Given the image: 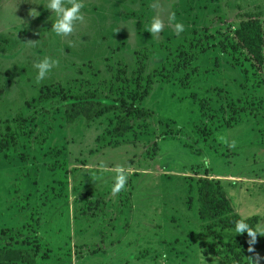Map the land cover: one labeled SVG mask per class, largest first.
I'll use <instances>...</instances> for the list:
<instances>
[{
	"label": "rangeland",
	"instance_id": "rangeland-1",
	"mask_svg": "<svg viewBox=\"0 0 264 264\" xmlns=\"http://www.w3.org/2000/svg\"><path fill=\"white\" fill-rule=\"evenodd\" d=\"M82 2L60 36L49 0H0V127L14 137L0 145V264H225L208 241L243 248L203 235L199 180L264 234V75L235 36L264 0ZM89 91L134 104L133 129L116 134L115 111L69 122Z\"/></svg>",
	"mask_w": 264,
	"mask_h": 264
},
{
	"label": "trees",
	"instance_id": "trees-1",
	"mask_svg": "<svg viewBox=\"0 0 264 264\" xmlns=\"http://www.w3.org/2000/svg\"><path fill=\"white\" fill-rule=\"evenodd\" d=\"M235 36L240 46L254 60L257 70L264 75V17L247 14L239 21ZM3 93L4 88L0 87V97ZM65 111L69 122H73L81 116L92 120L106 112H119L122 117L117 121L114 132L124 135L133 129L131 115L137 111V108L124 99L107 100L103 99L98 91H89L82 93L72 102H68L65 105ZM138 112L145 118L148 116V112L145 110H138ZM5 130L0 127V145L4 143V136H8L11 142L14 140L12 128L7 125ZM199 203L203 235L220 240L227 237L234 238L237 242L235 244H239L243 248V251H237V255L233 256L228 250L214 247L217 244L215 241H208V245L211 246L210 252L215 256H221L225 264H253L257 253L264 251V234L257 227L260 216L252 215L243 218L254 231L262 234H257L255 242L252 243V238L246 232L238 234L234 230L235 222L242 217L235 212L231 200L219 183L210 179H200ZM21 243L30 244V241L23 240ZM36 253L34 252L30 256L34 258ZM22 260H26L25 255Z\"/></svg>",
	"mask_w": 264,
	"mask_h": 264
},
{
	"label": "clouds",
	"instance_id": "clouds-1",
	"mask_svg": "<svg viewBox=\"0 0 264 264\" xmlns=\"http://www.w3.org/2000/svg\"><path fill=\"white\" fill-rule=\"evenodd\" d=\"M66 0H49L48 10L54 12V15L58 17V20L53 24L52 30L60 36H68L74 30V25L78 21L83 20V2L82 0H67L71 6H65ZM163 28L162 22L156 18L153 20L150 32L152 34H158ZM176 31L183 32L184 27L182 24L176 25ZM55 61L48 58H44L36 63L35 67L38 69L37 81H42L49 74L54 66ZM117 175L115 177V183L112 187V192H121L127 184V174L122 167L117 168ZM238 234L247 233L252 238V243L255 242L257 234L261 233L254 231L252 227L246 222L245 219H240L235 222V229ZM251 250V249H250Z\"/></svg>",
	"mask_w": 264,
	"mask_h": 264
}]
</instances>
